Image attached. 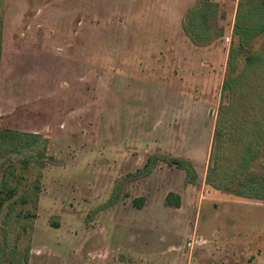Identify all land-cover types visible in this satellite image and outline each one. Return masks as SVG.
<instances>
[{"label":"rangeland","instance_id":"rangeland-1","mask_svg":"<svg viewBox=\"0 0 264 264\" xmlns=\"http://www.w3.org/2000/svg\"><path fill=\"white\" fill-rule=\"evenodd\" d=\"M209 1L199 46L198 0H6L0 131L48 141L0 156V264H264V189L207 182L239 3Z\"/></svg>","mask_w":264,"mask_h":264},{"label":"trees","instance_id":"trees-1","mask_svg":"<svg viewBox=\"0 0 264 264\" xmlns=\"http://www.w3.org/2000/svg\"><path fill=\"white\" fill-rule=\"evenodd\" d=\"M198 2L200 7L193 15L190 13L185 26L191 37L193 32L196 33L194 42L202 46L222 37L224 29L219 27L218 19H210L209 13H216L215 4L209 0ZM5 6L6 0H0V66ZM202 6L207 13L200 12ZM262 37L264 0H239L207 176L208 184L223 192L232 191V187L238 184L264 189V44L256 48L257 41ZM47 141L37 134L2 130L0 156L8 159L12 154H26L30 158L44 160ZM179 164L184 166L186 162ZM11 169L8 171L10 175L14 173ZM227 169L231 177L229 184L223 185L220 179ZM6 183L0 187V196L6 191ZM17 191L10 188L0 198V211L16 196ZM135 204L142 208L144 199L135 201ZM166 205L180 208L182 199L170 193Z\"/></svg>","mask_w":264,"mask_h":264},{"label":"crops","instance_id":"crops-1","mask_svg":"<svg viewBox=\"0 0 264 264\" xmlns=\"http://www.w3.org/2000/svg\"><path fill=\"white\" fill-rule=\"evenodd\" d=\"M170 193H175L176 195L180 196L181 199H182V206L180 208H177V209H182L183 205H184V198H183V195H182V192H180L179 190L177 189H171L167 194H166V197L165 199L167 198L168 194Z\"/></svg>","mask_w":264,"mask_h":264}]
</instances>
